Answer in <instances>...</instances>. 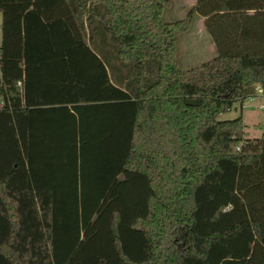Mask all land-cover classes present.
Wrapping results in <instances>:
<instances>
[{
  "label": "trees",
  "instance_id": "trees-1",
  "mask_svg": "<svg viewBox=\"0 0 264 264\" xmlns=\"http://www.w3.org/2000/svg\"><path fill=\"white\" fill-rule=\"evenodd\" d=\"M168 2L0 0V264H264V130L219 117L264 86V0Z\"/></svg>",
  "mask_w": 264,
  "mask_h": 264
},
{
  "label": "rangeland",
  "instance_id": "rangeland-1",
  "mask_svg": "<svg viewBox=\"0 0 264 264\" xmlns=\"http://www.w3.org/2000/svg\"><path fill=\"white\" fill-rule=\"evenodd\" d=\"M188 3L189 0H169L162 12L163 18L172 20L184 17ZM189 20L185 28L176 31V59L181 68L196 64L215 53L205 50L207 46L204 44V37L198 35L194 26H188ZM243 99L234 100L229 107L220 111L219 117L229 118L240 114L243 135L258 136L264 130V90L247 95Z\"/></svg>",
  "mask_w": 264,
  "mask_h": 264
},
{
  "label": "crops",
  "instance_id": "crops-1",
  "mask_svg": "<svg viewBox=\"0 0 264 264\" xmlns=\"http://www.w3.org/2000/svg\"><path fill=\"white\" fill-rule=\"evenodd\" d=\"M195 0H189V7L190 8ZM164 10V9H163ZM227 11L228 14H232L231 10H227L225 8L221 9V11ZM242 11H245V13H250L252 11L251 8H246ZM243 20H245V17H242ZM242 18H226V20H230L232 21L234 24L233 26H228L226 28H224V30H229L230 33L234 32V33H240V34H251V33H256V30L258 27H254V26H247V24L243 25L242 23H240V21L242 22ZM189 25L188 26H194L196 31L198 32V35L204 37V44L205 46H207L205 48V50H210V51H215V44L211 38V34L209 29H213L216 30L218 27L214 24L215 22H217L219 19L217 17H209L206 14H202L199 13L195 10L190 12V17H189ZM247 20V19H246ZM200 47L202 46L201 43ZM196 45H198V43H196ZM244 101V99H243ZM243 103V102H242Z\"/></svg>",
  "mask_w": 264,
  "mask_h": 264
},
{
  "label": "built area",
  "instance_id": "built-area-1",
  "mask_svg": "<svg viewBox=\"0 0 264 264\" xmlns=\"http://www.w3.org/2000/svg\"><path fill=\"white\" fill-rule=\"evenodd\" d=\"M256 87H255V89H254V94H256L257 92H262V90H264V86H262V85H260V84H256L255 85ZM254 94H252V95H254ZM236 147L238 146L237 144L235 145Z\"/></svg>",
  "mask_w": 264,
  "mask_h": 264
},
{
  "label": "water",
  "instance_id": "water-1",
  "mask_svg": "<svg viewBox=\"0 0 264 264\" xmlns=\"http://www.w3.org/2000/svg\"><path fill=\"white\" fill-rule=\"evenodd\" d=\"M186 101H187V102H194L195 99H194V98H187Z\"/></svg>",
  "mask_w": 264,
  "mask_h": 264
}]
</instances>
